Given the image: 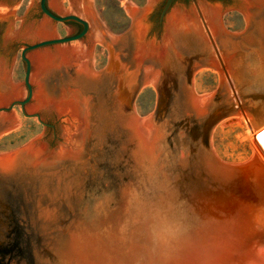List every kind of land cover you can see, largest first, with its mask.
<instances>
[{
  "label": "water",
  "instance_id": "obj_1",
  "mask_svg": "<svg viewBox=\"0 0 264 264\" xmlns=\"http://www.w3.org/2000/svg\"><path fill=\"white\" fill-rule=\"evenodd\" d=\"M19 1L0 0V136L19 125L14 104L44 126L0 154V264H264V165L254 151L226 163L211 147L222 117L264 123V96L244 95L238 67L264 52V0H122L131 24L117 36L91 0H29L16 16ZM229 10L243 31L224 28ZM95 42L107 50L100 71ZM18 48L25 76L12 82ZM202 67L219 86L198 96ZM147 84L156 107L139 117L133 101ZM178 227L186 234L171 240Z\"/></svg>",
  "mask_w": 264,
  "mask_h": 264
},
{
  "label": "rangeland",
  "instance_id": "obj_2",
  "mask_svg": "<svg viewBox=\"0 0 264 264\" xmlns=\"http://www.w3.org/2000/svg\"><path fill=\"white\" fill-rule=\"evenodd\" d=\"M39 2V0H37ZM93 9L96 12L104 29L112 35H122L131 24V17L127 14L125 3L122 0H91ZM137 8L146 5L147 0H127ZM29 4V0H20L16 10V16H22ZM222 23L229 32H240L246 28L243 15L238 10H229L222 14ZM59 37L67 36L64 22H55ZM21 50L16 51V59L10 71L12 82L24 81L25 72L22 67ZM105 47L100 43L93 44L92 66L95 71H100L107 65V53ZM219 86L216 75L205 67L198 68L193 74V90L196 87L198 93L205 91L212 92ZM157 92L153 87H142L135 95L133 105L139 117H146L151 114L156 107ZM19 121V125L5 132L0 137V154L13 152L30 140L38 136L43 130V124L38 121L35 115L26 116L20 104H14L11 109ZM233 115L222 117L214 125L212 135L222 149L236 156L248 150V136L246 130L235 123H227V119ZM223 124V125H222ZM264 123L258 127L263 126ZM236 126V127H235ZM237 126H239L237 128ZM230 127V128H229ZM233 128V129H232ZM230 130V131H229ZM242 133V134H241ZM240 135V136H239ZM245 136V137H244ZM242 137V138H241ZM212 147V146H211Z\"/></svg>",
  "mask_w": 264,
  "mask_h": 264
},
{
  "label": "bare ground",
  "instance_id": "obj_3",
  "mask_svg": "<svg viewBox=\"0 0 264 264\" xmlns=\"http://www.w3.org/2000/svg\"><path fill=\"white\" fill-rule=\"evenodd\" d=\"M115 36H117V35H115ZM205 69L206 70H210L211 72H213L216 75L217 80L219 81V75H218L217 71H215L214 69L209 68V67H205ZM147 86L148 87H152V88L154 87L151 84H147V85H145L143 87H147ZM194 93L196 95H198V96H201L203 94H207V93H211V92L205 91V92H203L201 94V93H198V89L195 87L194 88ZM226 122L227 123H235V124L239 125L240 127H242V129L244 128L246 130V132L248 134L246 139L248 141L249 148H248V150H245L242 153H239L236 156H234L233 152L229 153L227 150L222 149L220 147V144L216 142L214 135H212V137H211V146H212V150L216 154V156L219 159H221L222 161L226 162V163H236V164H238V163H243V162H246L247 160H249L250 157L252 156L253 151H254L256 153V155L258 156V158L260 159V161L262 162V164L264 165V147H263V145L261 144L260 140L257 137L258 133H260L261 131L264 130V125L261 126V127H257L255 129H250L241 112H239L238 115H233V116L229 117ZM239 126H237V128ZM4 154H6V153H4Z\"/></svg>",
  "mask_w": 264,
  "mask_h": 264
},
{
  "label": "clouds",
  "instance_id": "obj_4",
  "mask_svg": "<svg viewBox=\"0 0 264 264\" xmlns=\"http://www.w3.org/2000/svg\"><path fill=\"white\" fill-rule=\"evenodd\" d=\"M242 66L244 95L264 96V52L253 48L250 53L240 60L238 67ZM187 232V228L178 227L169 233L171 240H179ZM169 238L154 236V243H168Z\"/></svg>",
  "mask_w": 264,
  "mask_h": 264
},
{
  "label": "flooded vegetation",
  "instance_id": "obj_5",
  "mask_svg": "<svg viewBox=\"0 0 264 264\" xmlns=\"http://www.w3.org/2000/svg\"><path fill=\"white\" fill-rule=\"evenodd\" d=\"M160 10H161V4L159 5V7H157V9L156 8L154 9V11L151 13V15L149 14V18H150L149 20H150L151 24H150L148 31H147V37H151L154 34H158V31H159L161 24H162V23L158 24V22H157ZM75 23L77 24L78 27L73 34L80 32L83 28L82 24H80L78 22H75ZM155 37H157V36H155ZM47 124H48L47 127H50L51 129L54 128L53 123H47Z\"/></svg>",
  "mask_w": 264,
  "mask_h": 264
},
{
  "label": "snow or ice",
  "instance_id": "obj_6",
  "mask_svg": "<svg viewBox=\"0 0 264 264\" xmlns=\"http://www.w3.org/2000/svg\"><path fill=\"white\" fill-rule=\"evenodd\" d=\"M261 138L264 139V134H262V137Z\"/></svg>",
  "mask_w": 264,
  "mask_h": 264
}]
</instances>
